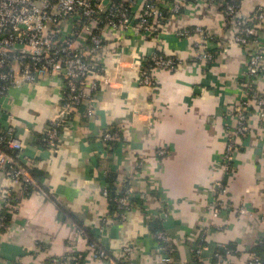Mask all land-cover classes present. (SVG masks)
I'll return each mask as SVG.
<instances>
[{
  "label": "crops",
  "instance_id": "1",
  "mask_svg": "<svg viewBox=\"0 0 264 264\" xmlns=\"http://www.w3.org/2000/svg\"><path fill=\"white\" fill-rule=\"evenodd\" d=\"M187 5L156 41L140 35H128L124 41L107 38L110 53L101 66L110 84L98 91L94 115H85L86 104L67 114L54 152L40 146V137L60 109L62 79L51 77L9 91L0 124L13 129L24 154L34 159L31 170L50 197L36 192L20 197L7 229L0 233V264H43L52 256L81 253V264H106L91 260L89 238H100L115 258L130 245L135 264H157L153 222L171 237L180 264H193L191 241L203 225L210 250L199 264L246 263L247 251L264 234V120L261 126L256 112L252 114L251 131L235 154L232 174L225 177L220 158L233 124L229 111L238 96L236 81L245 53L231 40L217 8ZM261 6L264 0L241 1L244 13ZM195 25L227 44V52L209 65L192 60L198 36L186 40L176 35L180 27ZM260 34L264 49V21ZM156 48L184 63L173 72L154 70L155 85H141L138 64ZM259 85L264 91V78ZM107 128L123 137L111 149L100 140ZM159 147L167 151L162 159L154 158ZM109 173L116 188L120 179L130 178L132 206L124 221L102 193ZM223 181L227 196L246 205L254 217L226 211L212 219L206 206ZM10 184L0 175V201ZM75 225L84 228L88 238L70 245ZM228 243L237 245L239 253L213 261L211 253Z\"/></svg>",
  "mask_w": 264,
  "mask_h": 264
},
{
  "label": "built area",
  "instance_id": "2",
  "mask_svg": "<svg viewBox=\"0 0 264 264\" xmlns=\"http://www.w3.org/2000/svg\"><path fill=\"white\" fill-rule=\"evenodd\" d=\"M242 0H0V115L2 102L9 91L24 84H38L45 79H62V102L58 113L47 123L40 137V146L54 152L59 144L60 131L65 127L67 114L78 111L84 104L86 116L95 113L96 96L110 84L111 77L103 74V61L109 55L107 38L124 41L128 35L158 40L170 20L177 19L187 10V2L195 8L215 7L223 17V27L231 33V40L245 53L244 68L237 78L238 96L229 111L233 124L227 130L220 169L225 177L233 170L235 154L251 131V117L256 112L259 125L264 120V91L259 83L264 78V49L261 42V24L264 6L244 13ZM176 35L189 40L198 36L194 44L193 61L211 64L227 44L216 42L212 32L199 25L183 26ZM119 62V61H118ZM117 62V63H118ZM183 60L175 55H164L156 48L137 68L138 82L154 86L152 72L156 69L175 71ZM123 139L115 128L101 131L100 140L107 149ZM167 151L159 147L154 158H164ZM34 159L23 152V145L12 128L0 124V175L11 181L1 192L0 233L8 227V216L19 207L20 197L32 192L50 197L48 191L32 175ZM116 196L112 198L121 221L132 206L130 178L120 179ZM14 185H17L16 189ZM152 190H154L152 188ZM157 193L156 190H154ZM103 196L109 197L107 187ZM228 188L219 182L213 189L206 209L212 219L221 212L254 217L246 205L234 203L227 195ZM161 204V208L165 209ZM165 212V210H164ZM214 223V222H213ZM215 224V223H214ZM207 226H201L192 239L193 259L201 263L209 247L206 243ZM264 232V231H263ZM158 242L157 264H176L170 253L172 239L165 231L153 234ZM264 237V234H263ZM88 238L86 230L75 225L70 245ZM261 240L258 239L257 243ZM92 261L106 264H135L131 261L133 249L122 248L118 258L102 246L100 238H89ZM215 249L211 258L223 261L239 253V247ZM84 255L52 256L43 264H81ZM245 264H264L255 253L247 251Z\"/></svg>",
  "mask_w": 264,
  "mask_h": 264
},
{
  "label": "trees",
  "instance_id": "3",
  "mask_svg": "<svg viewBox=\"0 0 264 264\" xmlns=\"http://www.w3.org/2000/svg\"><path fill=\"white\" fill-rule=\"evenodd\" d=\"M147 58V57H146ZM62 131V129H61ZM60 131V133H61ZM116 142H114L112 144V146L115 144ZM33 168V167H32ZM31 173L32 175L37 178V175H36V170L35 169H32L31 170ZM225 183V181H223V184ZM107 191H108V201L110 202L111 206L114 207V209H116V206L115 204L113 203L112 201V198H114L116 196V186L114 185V176L113 174H108L107 175ZM1 213V212H0ZM161 231H164L163 228L161 226H159L157 224V222H153L151 227H150V232L152 234H155V233H158V232H161ZM235 244L234 243H228L226 244L225 246H234ZM224 245H219L216 249L220 250L221 252L224 251ZM170 248H173L170 253L171 257L173 258V260L177 263V264H180L178 263V258H177V254L175 253V250H174V246L172 245V247ZM250 252H253L255 253V255H257L259 258H261L263 260V263H264V237L262 236L261 237V240L256 243L255 245H253L252 247L249 248ZM238 254V253H237ZM213 261H216V260H213ZM193 264H196V262L194 261Z\"/></svg>",
  "mask_w": 264,
  "mask_h": 264
}]
</instances>
